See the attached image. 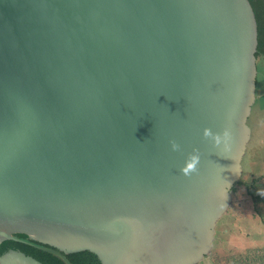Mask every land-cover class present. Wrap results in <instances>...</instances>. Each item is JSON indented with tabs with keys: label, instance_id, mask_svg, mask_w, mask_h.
Wrapping results in <instances>:
<instances>
[{
	"label": "water",
	"instance_id": "obj_1",
	"mask_svg": "<svg viewBox=\"0 0 264 264\" xmlns=\"http://www.w3.org/2000/svg\"><path fill=\"white\" fill-rule=\"evenodd\" d=\"M258 35L250 0H0V242L203 261L245 171Z\"/></svg>",
	"mask_w": 264,
	"mask_h": 264
},
{
	"label": "trees",
	"instance_id": "obj_2",
	"mask_svg": "<svg viewBox=\"0 0 264 264\" xmlns=\"http://www.w3.org/2000/svg\"><path fill=\"white\" fill-rule=\"evenodd\" d=\"M252 3V6L255 10L256 18L258 21V51H257V58H263L264 61V0H250ZM258 85L259 81H261V77H264V67L263 69L260 68L258 65ZM258 91V88H257ZM258 93V92H257ZM255 108V107H254ZM254 110V109H253ZM250 124H251V118H250ZM252 127H254V124H251ZM256 134L253 131V139L251 141V145L249 146V152L246 155L247 162L249 164V161L252 159L254 164L264 163V157L261 159V154L264 155V150L259 148L253 147V145L256 142L255 139ZM255 153V154H252ZM258 156L257 160H254V158ZM245 163V160H244ZM244 170H245V164H244ZM250 175H253V171L250 172L248 170ZM256 177V175H254ZM254 177L252 179H254ZM262 177H259L261 179ZM252 182V181H250ZM244 185L247 187L249 186L248 179L241 178L240 181H238L234 187V200L229 208V210L225 213L224 216L230 217L231 221L233 220L238 225V228L241 229L240 226H246L249 225L248 220L245 217H241V222H239V218L241 216L240 208L242 206H238V203L241 200H237L236 196H240L242 194L241 189H243ZM248 191L250 188L247 189ZM252 198L255 199V201H260L261 197L255 196V193L252 195ZM262 201V200H261ZM245 208V207H244ZM223 216V217H224ZM223 219V218H222ZM221 219V220H222ZM220 220V221H221ZM219 221V222H220ZM219 224V223H218ZM237 228V229H238ZM243 233V232H242ZM15 236L19 238V240L16 239H4L0 242V256L4 255L6 252L14 249V250H20L25 252L28 255H32L38 260H40L43 264H68L58 253L57 251H51L46 250L44 248H48V246L29 238L27 234L22 233H16ZM246 236H248L246 234ZM68 260L71 262V264H101L98 256L90 251H80L76 253H70L66 255ZM219 257H216V264H222V261L218 259ZM227 261V264H253L250 262V259L247 257V255L242 253H237L236 255H228L224 258ZM233 261V262H232ZM235 261V262H234Z\"/></svg>",
	"mask_w": 264,
	"mask_h": 264
},
{
	"label": "rangeland",
	"instance_id": "obj_3",
	"mask_svg": "<svg viewBox=\"0 0 264 264\" xmlns=\"http://www.w3.org/2000/svg\"><path fill=\"white\" fill-rule=\"evenodd\" d=\"M258 65L260 66V68L263 69V58L258 59ZM263 81L264 78L262 76L261 81H259L260 90H258V92L263 91ZM258 107L259 104L256 102L255 108H253L254 110L251 116V124H254L256 120L259 121L258 115H256L259 109ZM257 159L258 156L254 158V160ZM244 160L245 171L242 178L248 179L249 186L247 187L246 185H244L243 189L240 190L242 191V194H240V196L237 195L236 199L241 200L239 203L243 202L244 205L249 206V204L253 202L252 195L254 193L258 196L264 197V178L259 179V177H262V175H264V163L260 162L259 164H248L247 159L245 158ZM248 170H250V172L253 171V175H250ZM254 175H256V177H254ZM253 177L254 179H252ZM248 188H250L249 191L247 190ZM250 208H252V204H250ZM240 211L242 212L241 208ZM243 225L244 226H240V229L238 228V225L234 220L232 222L230 217L224 216L223 219L217 225L215 240L213 241V247L211 250L212 253L207 258L203 259V261L197 264H216V257H219L218 259L222 261V264H227V261L224 258L228 255H236L237 253L247 255L252 250L264 249V247H253V244L250 241L251 236H255L259 232V230H263L262 234L264 235V225H262L258 221H253L247 226L245 224ZM246 233H249L251 236H246Z\"/></svg>",
	"mask_w": 264,
	"mask_h": 264
},
{
	"label": "crops",
	"instance_id": "obj_4",
	"mask_svg": "<svg viewBox=\"0 0 264 264\" xmlns=\"http://www.w3.org/2000/svg\"><path fill=\"white\" fill-rule=\"evenodd\" d=\"M262 86H263V91L262 92H258L257 91L258 92L257 103L259 104V107H258L259 109H258L256 115H258V120L259 121L256 120L254 122V127H252L254 133L256 134V136H255L256 142L253 145V147L259 148V150L260 149L264 150V81H263ZM259 87H260V85H258V90H260ZM250 145H251V143H250ZM252 154H255V153H252ZM263 157H264V155L261 154V159ZM249 163H253L252 159L249 161ZM262 205H263L262 206L263 209H262L261 212H258V214L260 215L261 219L264 220V203ZM257 206L259 208H261L260 204L257 205ZM256 209L257 208L255 207L254 211L252 212L253 218L255 220L259 218V215L256 214V212H255ZM241 210H246V209L241 208ZM250 241L252 243L253 242H260L261 245H252L255 248L264 247V235H262L260 237V239H257V240L251 239ZM247 257L250 259V262L253 263V264H264V249L252 250L249 254H247Z\"/></svg>",
	"mask_w": 264,
	"mask_h": 264
},
{
	"label": "clouds",
	"instance_id": "obj_5",
	"mask_svg": "<svg viewBox=\"0 0 264 264\" xmlns=\"http://www.w3.org/2000/svg\"><path fill=\"white\" fill-rule=\"evenodd\" d=\"M205 135L206 136H209V135H211V132L209 131V130H205ZM225 135H227V133H225ZM216 140H217V142H219V140H220V136H219V134H217L216 135ZM172 147H173V149L175 150V149H178L179 148V145L178 144H176L175 143V141H173L172 142ZM249 151V150H248ZM248 154V153H247ZM198 158L197 157H193L192 158V163H189L188 164V167L187 168H185V169H183V172L187 175V174H190V170L191 171H194L195 170V162H196V160H197ZM264 177V176H263ZM262 177V178H263ZM261 178V179H262ZM262 198H264V197H262ZM264 203V201L263 202H259V204L261 205V208H259L258 206L256 207L255 205L254 206H252V208H250V211L248 212V214L245 216V218L248 220V222L249 223H251V222H253V221H258L259 223H261L262 225H264V220L263 219H261V217H259L258 219H254L253 218V215H252V212L254 211V209H255V207L257 208L256 209V213H258V212H261L262 211V204ZM231 207V206H230ZM241 208H243V207H241ZM245 210H242V212L241 213H243ZM262 232H263V230H259V232L255 235V236H251L249 233H246L248 236H251V239H254V240H257V239H260V237L263 235L262 234ZM253 245H261L260 244V242H253L252 243ZM212 253V252H211ZM210 253V254H211ZM209 254V255H210ZM208 255V256H209ZM207 256V257H208ZM207 257H205V258H207Z\"/></svg>",
	"mask_w": 264,
	"mask_h": 264
},
{
	"label": "flooded vegetation",
	"instance_id": "obj_6",
	"mask_svg": "<svg viewBox=\"0 0 264 264\" xmlns=\"http://www.w3.org/2000/svg\"><path fill=\"white\" fill-rule=\"evenodd\" d=\"M264 175H262V177H263ZM255 196H257V198L258 197H261V200L260 201H255V199H252V203H250V204H252V206H256L257 207V205H259V202H263L264 201V198H262V196H258V195H256L255 194ZM250 204H249V206H247V205H244L243 204V202L242 203H238V206H242L244 209H246L243 213H241V216H240V218H239V222H241L242 220H241V217H244V216H246L247 214H248V212L250 211ZM256 214H258V213H256ZM259 215V214H258ZM259 217H260V215H259Z\"/></svg>",
	"mask_w": 264,
	"mask_h": 264
}]
</instances>
